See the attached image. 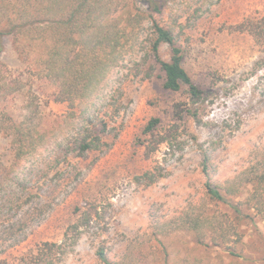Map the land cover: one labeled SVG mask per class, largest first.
Here are the masks:
<instances>
[{
    "label": "rangeland",
    "instance_id": "obj_1",
    "mask_svg": "<svg viewBox=\"0 0 264 264\" xmlns=\"http://www.w3.org/2000/svg\"><path fill=\"white\" fill-rule=\"evenodd\" d=\"M174 16L183 65L203 90L201 100L191 104L185 87L177 92L162 87L163 73L144 54L148 43L142 39L146 48L139 49L134 66L129 56L121 59L89 109L107 120L110 131L103 139L109 147L79 155L72 133L50 138L25 164L27 193L12 188V195L30 196L28 203L10 208L0 202V264L34 257L45 242L59 246L55 264H104L99 248L114 264H264V217L246 204L252 191L246 181L264 164V40L233 29L264 19V0H176L155 15L161 23ZM145 22L140 38L149 30ZM160 55L169 60L167 44ZM0 60L15 74L25 70L9 37ZM34 83L47 101L40 113L41 129L48 131L67 106L52 100L50 85ZM11 103L17 107L19 98ZM175 103L189 112L175 116ZM153 117L157 127L143 133ZM203 153L211 157L212 180L239 178L241 193L225 202L209 199ZM12 155L10 138L0 133V172ZM236 202L245 215L239 219L241 242L234 247L239 256L199 245L181 230L186 214L225 212L232 218ZM12 226H19L15 244Z\"/></svg>",
    "mask_w": 264,
    "mask_h": 264
},
{
    "label": "trees",
    "instance_id": "obj_2",
    "mask_svg": "<svg viewBox=\"0 0 264 264\" xmlns=\"http://www.w3.org/2000/svg\"><path fill=\"white\" fill-rule=\"evenodd\" d=\"M121 1L0 0V53L4 40L9 37L25 66L24 71L15 74L0 60V133L10 138L13 150L12 160L0 172V202L10 208H20L28 203L30 196L25 200L21 196L28 191L25 164L46 146L50 138L72 133V149L79 155L109 147L103 139L110 131L107 120L94 117L89 109L105 75L126 55L134 66L139 49L147 47V51L143 49L144 54L163 73L164 89L177 92L185 87L191 104L201 100L203 90L183 65L182 49L177 43L178 18L174 16L169 18V23H161L155 17L162 15L176 0H130L118 10ZM146 20L149 30L144 38H140ZM233 29L249 32L256 41L264 40V19L246 20ZM142 39L147 41L146 47H141ZM162 44L169 46V60L160 55ZM35 81L50 85L52 100L67 106L59 121L47 123L48 131L41 129L45 127L41 125L44 117L40 113L41 103L47 101L41 100ZM17 98L19 104L13 107L11 101ZM181 105H173L177 117H182L181 113L188 110ZM16 109L20 110L19 114H15ZM158 123V118H151L143 133L150 134ZM211 165L210 155L203 153L201 171L206 177L204 187L209 199L225 202L227 197L241 193L240 185L244 184L238 181L239 178L224 184L214 182ZM246 183L252 186L246 200L248 208L264 217V164L254 169ZM12 188L22 194L12 195ZM239 204L241 202L232 205L235 213L232 218L225 212L186 214L181 219V230L190 232L199 245L223 248L230 255L239 256L234 247L242 238L239 219L245 217ZM18 228H9L14 244ZM54 247L59 246L45 242L34 257L26 254L17 264H55ZM60 254H64V250L60 249ZM97 256L104 264H114L103 248L98 249Z\"/></svg>",
    "mask_w": 264,
    "mask_h": 264
}]
</instances>
